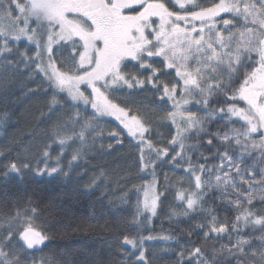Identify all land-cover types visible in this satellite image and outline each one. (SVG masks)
<instances>
[{"label": "snow or ice", "instance_id": "6c2138e0", "mask_svg": "<svg viewBox=\"0 0 264 264\" xmlns=\"http://www.w3.org/2000/svg\"><path fill=\"white\" fill-rule=\"evenodd\" d=\"M169 2L178 5V10H170L164 0H24V3L20 0H8L7 3L0 0V21H10L6 27H0V40L3 42L0 64L7 62L6 66L14 71L41 75L54 90L49 101L50 111L58 104L57 95L67 92L72 101L90 105L95 110L94 115L115 116L127 129V135L136 141L141 171L151 170L154 176L157 162H163L165 157L173 164H179L177 157L188 164L187 172L192 184L187 192H179L178 197L186 203L183 215L197 209L206 213L204 222L194 226L205 230V238L212 234L218 237L221 233H228L229 229L239 233L237 225L240 221L244 226L250 223L260 225L264 230V215H257L251 207H243V204L253 206L254 184L264 190V0H213L210 6H201L196 0ZM13 11L16 12L15 17ZM222 13L235 15L229 20L224 19ZM217 18L228 31L227 37L217 29ZM236 19L243 22L244 31L228 29ZM56 29L58 31H54ZM53 35L59 45L55 54ZM235 36L239 39L233 47ZM22 38L34 45L31 56L21 52L19 47H16L15 53L9 47V41L15 45ZM60 41L64 43L60 44ZM80 48L83 51H78ZM64 49H67L66 53ZM56 55H59L62 64H70L71 68L62 70L58 67ZM155 57H162V65L166 69H174L175 75L182 81L181 100H176L177 85L173 83L169 87L161 81L158 69L149 63ZM190 59L194 61L191 68L188 66ZM133 68L141 73L147 70L150 74L142 78ZM81 85L91 89L90 95L81 91ZM146 86L159 94V102H173L174 110L166 112L164 117L176 125V135L168 142L169 146H175L173 155H169L168 148L153 144L150 121L137 114L129 115L130 109L113 103L106 95L109 91L123 90L128 96H133ZM193 93L199 97L195 103L202 106L203 117H197L183 107L189 103L186 96ZM217 97H224L227 101L225 107L219 106ZM241 101L245 107L237 106ZM210 104L217 107H209ZM217 117L220 120L227 118L228 121L236 117V122H244L243 129L231 127L210 132L208 126ZM178 119L183 122V127L177 123ZM255 133L260 137L261 156L251 164L246 163L243 152L233 159L229 148L238 146L248 151L249 147H257L252 139ZM45 134L50 143L44 145L38 158L24 148L23 155L9 159L5 150L0 149V181L7 183L13 176L22 178L28 171L39 177L68 176L61 164L63 152L53 157L49 149L52 144H58L63 149L71 137L62 134L59 125ZM77 135L83 148L86 143L83 130ZM109 136L117 143L122 142L117 132H110ZM193 137L197 139L196 144L186 143ZM213 140L225 150L212 149L217 154L218 163L207 165L211 158L199 152V145L202 142L211 147ZM107 147L111 149L112 145ZM194 151L198 153L196 163L190 156ZM80 158L81 151H75L68 168L71 169L73 162ZM257 165L260 166L259 179L254 171ZM95 182L94 177L88 187L95 186ZM155 183L153 180L150 185L139 189L143 200L137 201L138 214L147 211L152 216L156 215L163 193L156 191ZM214 190L221 194L220 199L237 208L234 223L218 221L215 210L211 206L205 207L207 202L204 198ZM259 199L264 204V195ZM260 211L264 212V208ZM34 214L35 209L31 208L0 213V264H21L20 253L13 248L14 236L17 242H23L21 247L26 245L27 249H33L47 239L33 226ZM144 239L141 237L138 241L125 235L122 244L139 249L138 261L148 264L142 247ZM258 239L261 241L258 247L251 240L241 237L231 247L222 245L220 251L232 258L229 264H264V234ZM179 256L181 260L187 257L188 264H208L204 251L194 245L187 253L181 251Z\"/></svg>", "mask_w": 264, "mask_h": 264}, {"label": "trees", "instance_id": "16d2710c", "mask_svg": "<svg viewBox=\"0 0 264 264\" xmlns=\"http://www.w3.org/2000/svg\"><path fill=\"white\" fill-rule=\"evenodd\" d=\"M196 2L201 6H210L213 0ZM154 62L161 63L156 59L149 61L151 64ZM56 63L62 70L71 68L70 64H62L59 55H56ZM133 69L137 72V69ZM173 79V75L170 76L172 84ZM53 93L54 90L40 76L36 81H31L22 75L17 82L0 84V121L3 123L0 127V149L5 150L9 159L23 155L24 148L38 158L44 145L50 143L45 133L57 125L61 127L62 134L71 137L63 149L58 144H52L49 149L53 157L63 152L61 164L68 176L39 177L28 171L22 178L13 176L7 183L0 181V213H10L13 209H35L33 226L48 240L43 247L30 252L25 246L21 247L22 244L14 236L13 248L20 253L21 264H141L137 259L139 249L122 244L125 235L138 241L143 237V243L152 242L145 252L148 264H188L187 257L181 260L179 253H187L193 245L204 251L208 264H229L232 258L220 251L222 245L231 247L242 237L259 246L261 241L258 237L264 234L262 228L239 233L229 229L228 233H221L218 237L212 234L205 238V230L194 226L204 222L206 213L197 209L183 215L186 204L178 197L183 187L192 184L187 172L188 164L179 157V164H173L165 157L163 162H157L154 176L151 170L141 171L138 150L127 136L119 134L122 142L117 143L115 138L109 136L110 132L119 133L113 125L70 102L63 93L57 95L58 104L50 111L49 101ZM116 95L122 96L118 98L122 106L150 121L153 144L168 148L169 155H173L175 146H169L168 142L176 135V125L164 119L166 112L174 110L170 102H159V94L147 86L145 91L133 96L123 91ZM198 98L195 97V100ZM215 99L220 100V107L226 106L224 97ZM113 100L117 98L113 96ZM237 106L245 107V103L241 101ZM209 107L217 105L210 104ZM236 121H212L208 130L215 133L231 127L243 129V122ZM86 124L88 126L85 128ZM101 124L105 125L104 129H99ZM178 124L183 127V124ZM82 130L86 141L83 148L77 135ZM252 139L257 144L255 149L249 147L248 151H244L238 146L229 148L233 159L243 152L249 157L246 163L251 164L261 156L260 137ZM186 143L196 144L197 139L193 137ZM101 145L104 147L101 148ZM108 145H112L111 149ZM216 148L221 152L225 150L216 140H213L211 147L200 143L199 152L211 158L207 165L218 163L217 154L212 150ZM77 150L81 151V158L73 162L69 169L68 162ZM190 156L192 162L196 163L198 153L194 151ZM199 162L205 163L204 160ZM259 167L257 165L254 169L257 179ZM94 177L95 186L88 187ZM153 180L157 192L163 193L156 215L152 216L147 211L138 214L137 201L143 200V193L139 189ZM255 185L252 190L254 207L247 204H243V207H251L257 215H264L260 211L264 204L259 199L264 195V190L261 187L255 189ZM220 195L218 191L211 192L204 198L207 202L205 207L211 206L215 210L218 221L232 224L238 210L220 199ZM149 236L154 239H146ZM169 236L176 239H164Z\"/></svg>", "mask_w": 264, "mask_h": 264}, {"label": "rangeland", "instance_id": "374dc122", "mask_svg": "<svg viewBox=\"0 0 264 264\" xmlns=\"http://www.w3.org/2000/svg\"><path fill=\"white\" fill-rule=\"evenodd\" d=\"M7 2H8V0H7ZM164 2L167 4V6L169 7L170 10H172V11H177L178 10V7H179L178 5L174 6L173 3H170L169 2V0H164ZM20 3H24V0H20ZM181 14H183V13H181ZM12 15H13V17H15L16 16V12L13 11ZM234 15H235L234 13H222L221 14V16L224 19H229V20H232ZM153 19H155V18H153ZM9 23H10V21H8L7 19H5L3 21H0V27H6ZM196 23L199 26V22H196ZM242 23L243 22L241 20H239V19L233 20V24L232 25H229L228 26V29L231 30V31H233V32L244 31V28L242 27ZM216 25H217V29L225 37H227L228 31L225 30L223 28V26L220 24L219 18H217ZM233 25H235V26L233 27ZM32 26L35 27V25H32ZM181 26L182 27L184 26L183 25V22H181ZM54 31H58V29H56ZM205 32H207V29H205ZM56 39H57L56 36L53 35V51H54V54H55L56 48L59 46L56 43ZM238 39H239L238 36L233 37V47L235 46V43H236V41ZM2 43H3L2 40H0V46H2ZM63 43H64V41H60V44H63ZM9 47H12L13 48V52L14 53H15L16 47H19V49H20L21 52H26L29 56H31L33 54L34 45H32V43L29 42V41H27L26 39L22 38L21 41H19L18 44H15V45L13 44L12 41H9ZM180 47H183V46L180 45ZM64 51L66 53L67 49H64ZM78 51H83V49L80 48V49H78ZM178 55H179V53H178ZM154 59L159 60L160 62L163 60L162 57H155L152 60H154ZM6 63L7 62H4V64H0V84L9 83V82H12V81L17 82V81H19V78L22 75L26 79L31 80V81H36L37 78H39V76L42 77L41 75H38V74H35V73L29 74L27 72H17V71H14L12 68L7 67L6 66ZM193 63H194V61L192 59H190L188 61L189 68H191L193 66ZM158 64H160V65H158ZM152 66H153V68L158 69V76H159V78H161L160 80L163 81L164 83H167L169 85V87L172 86V83L170 81V76L173 75L174 83L177 85V89H176V100H181V94H182L181 84H182V81L180 80L179 77H177L175 75V70L174 69H166L164 66H162L161 63H158V62H154L152 64ZM132 70H134V69H132ZM81 71H83V70L81 69ZM138 73L140 75H142V78H143L144 75H147V74L149 75L150 74L147 70H144L142 73L139 70H137V74ZM168 74H171V75H168ZM153 79H155V77ZM80 87H81V91H83L85 93V95H90V93H91V89L90 88H86V86H84V85H81ZM145 89L143 91H145ZM119 92L120 91H109L108 93H106V95L108 96V98L110 100H112L113 103L119 104L121 107H124V106H122L121 100H118V98H120L122 96H120V95L117 96L116 95ZM123 92H126V91H123ZM62 93H63L64 96H66L67 98H69V101L70 102L75 103V104H78L83 109L87 110L88 112H90L91 114L94 115L95 110L92 109L90 105L85 106V105L82 104V102H74L68 96L67 92H62ZM123 94H125V93H123ZM113 96H115L117 98V100H113ZM147 96H149V94ZM125 97H127V96H125ZM195 97L197 98V96H195L194 93L192 95H187L186 98L189 100V103L186 104V105H184L183 107L185 109L190 110L193 113H195L197 115V117H203L205 115V113L201 110L202 107L200 105H197L195 103ZM169 102H170L171 105H173V102L171 100H169ZM124 108H126V107H124ZM132 114H136V113H133L132 111H130L129 112V115H132ZM95 116L107 120L111 125H113V127H115V130H117L119 132V134L127 136L134 144L136 143V141H135V139L133 137L127 135V129H124L123 128V125L120 123L119 120L116 119L115 116H109V115H103V116L95 115ZM232 119L238 120L236 117H232ZM216 120H219V117H217ZM216 120H214V121H216ZM177 123L183 124V122L182 121H179V119L177 120ZM104 128H105V125L101 124V126H100L99 129H104ZM256 136H259V134L258 133L253 134L252 135V138H255ZM244 156H245V159L246 160L249 158L248 156L246 157V155H244ZM151 183L152 182H149V183H146L145 185H150ZM256 185H255V189H260V185H258V184H256ZM155 187H156V183H155ZM182 189H183V191L187 192L190 189V186L187 185V186L183 187ZM191 190H195V189L192 188ZM156 191H157V189H156ZM162 198H163V196L160 197V200L158 202V206H159V203H160V201H161ZM238 228L240 229V231L246 232V231H249V230H253L255 228H256V231H257V230H260L262 227L260 225H252L251 223L248 224L247 226H244L243 221H240L239 224H238ZM47 242H48V240L46 239L42 244L35 246L33 249H27V250L30 251V252L31 251H36V250L40 249L41 247H43ZM20 243L23 244L22 241H20ZM151 243L152 242H145V243H143L142 247L145 250V252L148 249V247L151 245ZM24 246L26 247V245H24Z\"/></svg>", "mask_w": 264, "mask_h": 264}]
</instances>
